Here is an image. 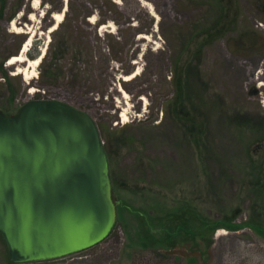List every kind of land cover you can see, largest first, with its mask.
<instances>
[{"label":"rangeland","instance_id":"374dc122","mask_svg":"<svg viewBox=\"0 0 264 264\" xmlns=\"http://www.w3.org/2000/svg\"><path fill=\"white\" fill-rule=\"evenodd\" d=\"M211 2L5 1L0 110L87 112L117 203L95 245L13 263L0 236V264H264V0H230L228 32ZM28 39L26 76L7 62Z\"/></svg>","mask_w":264,"mask_h":264},{"label":"water","instance_id":"95a60500","mask_svg":"<svg viewBox=\"0 0 264 264\" xmlns=\"http://www.w3.org/2000/svg\"><path fill=\"white\" fill-rule=\"evenodd\" d=\"M116 203L87 112L55 99L0 110V236L12 262L95 245L111 230Z\"/></svg>","mask_w":264,"mask_h":264},{"label":"trees","instance_id":"16d2710c","mask_svg":"<svg viewBox=\"0 0 264 264\" xmlns=\"http://www.w3.org/2000/svg\"><path fill=\"white\" fill-rule=\"evenodd\" d=\"M5 1L6 0H0V17L2 16V9L4 7ZM213 1L215 3H217V4L219 3V5L221 7L223 6V8H220V7L218 8L219 14L217 15V17L221 16L222 10L224 11V6H226L225 7V12H224L225 14L220 20H218V19H217V21L215 19L214 20H209L208 21L209 22L208 23L209 27H207V28L209 29L210 32L215 31L214 29H216V31L217 30H221L222 32H224V31L228 32V30H230L229 27L232 26V24L236 23L235 15L229 16V14H230L229 11H230L231 6H233V4H230V0H212V2ZM212 2L210 3V5L213 6ZM218 18H220V17H218ZM90 52H91L90 48H85L84 50L79 52V56H81V57H83V56L89 57ZM0 72L2 74H4V76H7L6 73H5L3 60H0ZM175 78H176V75H175ZM13 263H15V262H13Z\"/></svg>","mask_w":264,"mask_h":264},{"label":"bare ground","instance_id":"6f19581e","mask_svg":"<svg viewBox=\"0 0 264 264\" xmlns=\"http://www.w3.org/2000/svg\"><path fill=\"white\" fill-rule=\"evenodd\" d=\"M52 17L54 18L55 22L58 23V22H60V20L62 18V14L61 13H54L52 15ZM30 19H32V16H30ZM54 28H55V25L52 27V29H54ZM141 37H145V36H141ZM30 40L31 39H28L26 41V43H24L19 54L11 56L7 62V65L18 66L16 68L17 74H24L27 76V74H28L26 72L27 67L36 66L39 63V61L43 55V53H42L40 56H37L35 59H28L25 56L26 55L25 53H26L28 46L30 44ZM22 64H24V66H21ZM29 93H31V91H29ZM121 116L123 117L124 121L127 120V115L125 113H122Z\"/></svg>","mask_w":264,"mask_h":264}]
</instances>
